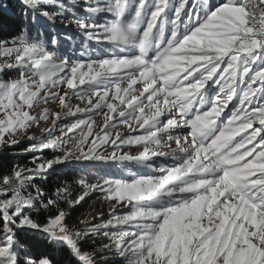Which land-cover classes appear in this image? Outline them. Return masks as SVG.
I'll return each instance as SVG.
<instances>
[{
    "label": "snow or ice",
    "instance_id": "snow-or-ice-1",
    "mask_svg": "<svg viewBox=\"0 0 264 264\" xmlns=\"http://www.w3.org/2000/svg\"><path fill=\"white\" fill-rule=\"evenodd\" d=\"M17 6L22 27L0 39V151L27 139L56 154L0 177V264H111L113 250L123 264H264V0ZM157 158L158 174L81 177L75 198L34 183L74 161ZM97 192L109 218L69 226Z\"/></svg>",
    "mask_w": 264,
    "mask_h": 264
},
{
    "label": "trees",
    "instance_id": "trees-1",
    "mask_svg": "<svg viewBox=\"0 0 264 264\" xmlns=\"http://www.w3.org/2000/svg\"><path fill=\"white\" fill-rule=\"evenodd\" d=\"M0 5H9L8 12L0 16V39H7L17 34L23 25V19H18L20 17V8L17 6V0H0ZM62 31L72 32L68 29H62ZM29 144L30 142L28 141H22L20 145L14 148L0 151V177L8 175L11 169L17 164L27 167L33 166L30 163L31 157L38 154L26 151ZM55 154L52 153V150H44L40 155L43 159H52ZM56 168L57 171L50 173L46 179L38 178L34 181L49 196L57 187L68 186L74 194L73 198H75V195H78L82 191L76 183L81 177L88 179L89 182H95V177L97 176L113 177L110 168H100L90 163L81 164L80 162L74 161L71 164L60 165ZM118 177H121V175L118 174ZM105 203L106 200H104L100 193H92L81 205L70 211L68 217L69 226H79L80 219L98 212L101 205ZM61 206L66 208V205L62 204ZM94 222L99 223L100 221L95 220ZM107 242L105 239L96 238L95 244L89 241L88 244L84 245V249L86 251H93L100 244ZM106 255L109 257L111 264H123V261L116 256L114 250L111 253H106Z\"/></svg>",
    "mask_w": 264,
    "mask_h": 264
},
{
    "label": "rangeland",
    "instance_id": "rangeland-1",
    "mask_svg": "<svg viewBox=\"0 0 264 264\" xmlns=\"http://www.w3.org/2000/svg\"><path fill=\"white\" fill-rule=\"evenodd\" d=\"M101 22H103V19L101 20ZM69 31H72L73 33L75 32L74 28H70L68 29ZM79 52V49H77V53ZM94 55V54H93ZM11 75H14L11 73ZM215 93L213 92V95ZM73 104V106L79 104L81 107H84V104H82L80 101L78 100H73L71 102ZM51 111H59L58 105L56 104H49L47 105ZM233 107V105L229 106V109L227 110L228 113L230 114L231 112V108ZM97 124L99 125L102 121L101 118L97 117ZM70 120V118H69ZM69 121H62L61 123H66ZM50 121L49 123L45 124L42 123L41 127L42 128H48L50 127ZM41 129L39 128H33L28 134L29 135H39L40 134ZM122 131H124L126 133V129H122ZM187 130H185L186 132ZM22 141H28L27 139H23ZM30 143H32L31 141H28ZM173 147H175V145L173 144ZM50 150V149H47ZM164 151H168V149H163ZM122 151H129L132 155L136 154V149L135 148H124L122 149ZM53 153V152H52ZM39 156H41V153H37ZM164 158H157L155 160V168L154 169H149V168H145V167H141L138 166L132 162L129 161H123V162H118V161H104V162H89V161H80L81 164H85V163H90L94 166H99L100 168H110V172L113 175V178H130L129 177V173H138V174H158V169L159 166L164 163ZM168 163H171V160H168ZM60 166V165H58ZM56 166V167H58ZM33 167V166H31ZM118 174L121 175V177H118ZM97 208V207H96ZM99 208V207H98ZM102 208V209H101ZM100 210H98V212L92 214V215H88L87 218L92 219L93 217H102L103 220H107L109 218V209H110V204L108 201H106L105 204L101 205ZM128 211L127 208H118L117 209V214H122L123 212ZM100 221V220H99Z\"/></svg>",
    "mask_w": 264,
    "mask_h": 264
}]
</instances>
